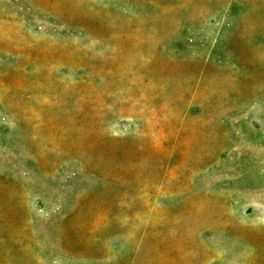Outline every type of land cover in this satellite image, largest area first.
<instances>
[{
  "label": "rangeland",
  "instance_id": "rangeland-1",
  "mask_svg": "<svg viewBox=\"0 0 264 264\" xmlns=\"http://www.w3.org/2000/svg\"><path fill=\"white\" fill-rule=\"evenodd\" d=\"M0 264H264V0H0Z\"/></svg>",
  "mask_w": 264,
  "mask_h": 264
}]
</instances>
